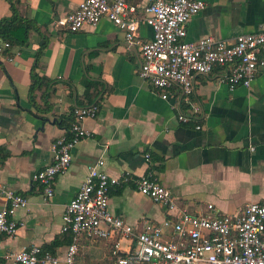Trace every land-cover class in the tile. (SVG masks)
<instances>
[{"label": "crops", "instance_id": "obj_1", "mask_svg": "<svg viewBox=\"0 0 264 264\" xmlns=\"http://www.w3.org/2000/svg\"><path fill=\"white\" fill-rule=\"evenodd\" d=\"M203 1L205 8L186 26L188 41L212 36L229 43L264 25V0ZM78 3L0 0V21L12 16L14 5L21 18L40 28V33L30 32L25 46H12L0 55V185L28 201L14 214V238L0 235L3 248L18 251L57 242L55 252L63 257L71 237L61 231L65 206L99 158L113 178H137L151 171L171 191L178 209L193 215L203 214L208 205L234 214L249 203L264 204V73L250 87L232 91L218 82V72L196 77L189 99L201 105L203 115L197 120L202 129L184 127L177 122L178 91L163 100L138 77L140 48L128 43L122 30L107 19L75 33L51 27L52 20L73 12ZM151 35L149 27L140 26V38ZM32 71L56 81L47 103L40 92L31 100ZM87 78L102 84L97 116L81 122L91 136L75 146L69 169L56 177L53 196L46 200L31 176L52 162V146L66 136L63 121L83 96ZM182 107L189 105L182 102ZM109 209L136 231L143 220H175L164 205L139 194L131 183L110 189ZM130 246L126 239L117 247L116 241L82 235L76 264H117L116 256Z\"/></svg>", "mask_w": 264, "mask_h": 264}, {"label": "built area", "instance_id": "obj_2", "mask_svg": "<svg viewBox=\"0 0 264 264\" xmlns=\"http://www.w3.org/2000/svg\"><path fill=\"white\" fill-rule=\"evenodd\" d=\"M140 3L142 5L140 6ZM203 0H79L77 8L51 22L54 29L75 33L85 26H96L107 19L122 30L125 39L140 48L137 75L163 99L174 89L179 93L177 122L194 123L203 115L201 105L190 102L196 77L218 72L217 80L230 91L248 88L264 73V25L256 32L237 35L232 42L212 36L186 40L188 22L203 10ZM141 25L151 29L149 39L138 36ZM11 46H0V55ZM8 58V57H6ZM182 102L189 105L183 109ZM98 106L77 108L65 137L52 146V162L35 172L31 180L42 187L44 198L53 196L55 179L70 167L72 151L91 133L82 126L85 118H95ZM195 130H201L195 124ZM145 157L148 159L149 155ZM102 158L88 168V174L74 197L65 206L61 231L71 234L63 257L40 246L5 250L0 242L2 264H76L82 235L89 239L131 241L117 264H264V204L249 203L234 214H221L208 205L203 214H190L175 204L171 191L152 175L129 178L110 177ZM131 183L132 189L166 207L175 220L141 222V230L113 215L109 209V191ZM4 208L0 210V235L14 238L18 223L14 214L27 207L25 197L0 185ZM166 229H171L169 235Z\"/></svg>", "mask_w": 264, "mask_h": 264}, {"label": "trees", "instance_id": "obj_3", "mask_svg": "<svg viewBox=\"0 0 264 264\" xmlns=\"http://www.w3.org/2000/svg\"><path fill=\"white\" fill-rule=\"evenodd\" d=\"M11 11L12 16L8 19H3L0 21V46H2L4 43H8L11 47L12 46H25L28 43L30 32L36 31L40 33V28L36 25L35 22L21 18L17 11L16 7L14 5H11ZM45 47V45H42L38 49V53L36 55V58L39 56L41 50ZM54 80L47 79L45 77H40L37 74H35L33 71L31 73V85H30V97L31 100L34 101V94L37 92H40V100L43 103H47L46 99L48 96V90L52 84H54ZM102 93V84L100 81L92 80L87 78L86 84H85V90L83 93V96L79 99H77L75 107L72 109V112L70 116L68 117L66 128L69 129L70 124L73 121V111L77 108H83L88 107L91 105H97L98 100L100 99V95ZM195 124H199L198 120H196L194 123H190L187 125L181 124L184 127L193 128ZM68 132V130H67ZM67 137L69 135L67 134ZM154 158H152L153 160ZM71 242V237H69V240L67 244ZM58 246V243L55 242L51 244L50 246L44 247L47 251H50L52 253H55V250Z\"/></svg>", "mask_w": 264, "mask_h": 264}]
</instances>
